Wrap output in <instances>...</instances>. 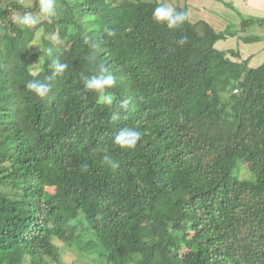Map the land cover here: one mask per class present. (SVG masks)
Here are the masks:
<instances>
[{"label":"trees","instance_id":"16d2710c","mask_svg":"<svg viewBox=\"0 0 264 264\" xmlns=\"http://www.w3.org/2000/svg\"><path fill=\"white\" fill-rule=\"evenodd\" d=\"M117 1L56 0L52 17L0 1V264H61L64 248L94 264H264V61L215 47L259 41L246 31L264 19L168 29L152 18L165 0ZM54 60L68 67L38 97L25 85ZM100 65L111 105L84 88ZM126 126L135 149L113 142Z\"/></svg>","mask_w":264,"mask_h":264},{"label":"clouds","instance_id":"9594fccd","mask_svg":"<svg viewBox=\"0 0 264 264\" xmlns=\"http://www.w3.org/2000/svg\"><path fill=\"white\" fill-rule=\"evenodd\" d=\"M55 3L56 0H38L39 10L45 17H52L55 15ZM152 18L157 23L164 24L168 29L179 28L185 21L188 20V13L184 10H177L165 2H160L152 11ZM22 26H32L37 23L34 17L30 13H25L23 16L17 18ZM104 31L109 37L114 36L115 32L111 28H105ZM49 55H51V49H48ZM54 68L52 76H45L43 82L37 79L28 81L25 87L35 93L38 97H45L51 91L52 84L49 82L56 75H61L65 72L68 65L61 63L59 60L52 62ZM116 84L114 75L104 66L100 65L96 75L90 78H85L84 88L87 91L101 93L98 99L99 103L111 105L114 97L110 94H105V90L113 87ZM129 99H122L118 103L117 111H115L110 119L112 121H118L121 119V113L127 112L129 108ZM141 141V133L132 127L121 128L114 137V144L121 149H135L138 142ZM105 162L110 167L116 168L119 165L112 161L109 157H104Z\"/></svg>","mask_w":264,"mask_h":264},{"label":"rangeland","instance_id":"374dc122","mask_svg":"<svg viewBox=\"0 0 264 264\" xmlns=\"http://www.w3.org/2000/svg\"><path fill=\"white\" fill-rule=\"evenodd\" d=\"M4 4L7 2V0H0ZM19 4L20 3H29L32 0H16ZM208 0H205V4L202 6V3L198 0H165V3L169 4L170 6L174 7L176 5L182 6L184 3L187 4V13L189 16V19L192 21H197L198 19H205L204 21L208 22L210 24V27L213 29L214 33H220L222 34H228L229 32H235L239 28L240 19L237 14L238 11L231 10L230 8L222 7H214L210 6L207 3ZM229 3H232L235 8L239 9V11H242L247 16H250L252 18H261L264 19V0H260L258 6L253 11L251 9H248L244 6V4L240 0H225ZM120 6L124 5V0H118ZM202 6V7H200ZM121 8L124 10V6H121ZM220 8V9H219ZM17 18V16L15 17ZM120 22L126 23V19L122 18ZM255 22V21H254ZM253 22V23H254ZM249 34H257L260 35L261 38L259 41L252 42V43H239L236 48L237 44V38L234 36H225L218 38V40L215 43V47L219 50H240L242 52V56L245 58L249 54H252L253 57L250 60V65L257 66L260 63L264 61V20L261 22H256L253 26L248 28L246 31ZM41 33H36L34 37V43L38 44V41L40 40ZM37 46V45H36ZM35 46V47H36ZM247 170L242 171V175H247ZM47 190L49 192H53L52 187H47ZM76 249H67L64 248L61 252V264H73L75 260L80 259L83 264H94L90 260L82 259L78 253L75 251Z\"/></svg>","mask_w":264,"mask_h":264},{"label":"crops","instance_id":"0c3cea01","mask_svg":"<svg viewBox=\"0 0 264 264\" xmlns=\"http://www.w3.org/2000/svg\"><path fill=\"white\" fill-rule=\"evenodd\" d=\"M198 1L201 3L203 2L202 6L206 3L205 0H198ZM240 1L244 4L245 7H247L248 9H251L253 11L256 9V7L258 6V4L260 2V0H240ZM207 3L209 5V7L210 6L222 7V8H225L226 10H227V8H230L231 10L234 9V11L236 10V11L240 12L241 14H245L242 11H239V9L235 8L232 3H229L225 0H208ZM202 6H200V7H202Z\"/></svg>","mask_w":264,"mask_h":264}]
</instances>
